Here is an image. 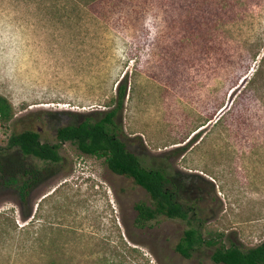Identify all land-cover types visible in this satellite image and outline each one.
<instances>
[{"label": "rangeland", "instance_id": "rangeland-1", "mask_svg": "<svg viewBox=\"0 0 264 264\" xmlns=\"http://www.w3.org/2000/svg\"><path fill=\"white\" fill-rule=\"evenodd\" d=\"M178 13L151 0H0V95L15 114L0 128V183L25 168L42 175L26 204L17 187L1 185L0 212L19 227L32 221L33 237H45L51 251L37 252L38 263L213 264L214 248L189 259L174 251L188 226L181 220L137 227L134 206L148 203L147 194L103 160L68 143L56 164L5 150L13 132L32 130L53 144L59 127L99 118L121 79L127 96L118 120L128 149L196 205L203 237L242 250L264 242V107L257 101L228 113L231 90L212 79L208 58L199 62L202 42L180 44ZM156 25L163 31L154 39L147 34ZM258 38L264 10L250 8L227 26L219 48L237 56Z\"/></svg>", "mask_w": 264, "mask_h": 264}, {"label": "trees", "instance_id": "trees-1", "mask_svg": "<svg viewBox=\"0 0 264 264\" xmlns=\"http://www.w3.org/2000/svg\"><path fill=\"white\" fill-rule=\"evenodd\" d=\"M76 1L80 3V0ZM151 1L180 11L178 14L181 17L173 22L184 48L188 42L192 46L196 41L202 42L197 45L199 62L208 58L212 79L227 91L231 90L229 99L233 98L235 104L228 111L230 115L247 112L250 109L246 104L251 102L258 101L264 107V39L245 41L247 49L237 56L219 48L223 44L221 39L225 37L227 26L240 22L250 8L264 10V0H253L251 3L248 0ZM81 2L89 4L92 0ZM138 31L142 29L131 33V38L136 39ZM162 31L156 25L152 27L153 33L147 35H154L153 38L157 39ZM132 41L130 47L134 44V40ZM126 96L127 80L121 79L115 87L112 108L101 112L99 118H86L77 125L59 127L53 144L41 143L39 135L32 130L13 132L8 137L5 150L16 149L24 159L56 164L61 161L59 152L62 145H73L81 154L103 160L109 171L131 179L135 186L147 194L148 203L134 206V224L137 227L142 228L161 218L181 220L188 225L174 247V251L182 258L189 259L196 250L208 247L214 248L210 257L213 264H264V242L242 250L233 245L217 246L213 239L204 238L196 205L181 199L179 188L163 169L143 166L139 157L128 149L118 120ZM14 116L13 106L6 97L0 95V128L12 123ZM240 118L242 117L235 120ZM2 150L0 149V153ZM41 179L42 175L38 170L25 168L10 180L1 179L0 186L17 187L21 203L26 204L30 191ZM31 222L19 227L11 212H0V264H65L60 258H43L45 261L37 262V252L47 257L51 248L45 237H33L35 231Z\"/></svg>", "mask_w": 264, "mask_h": 264}]
</instances>
